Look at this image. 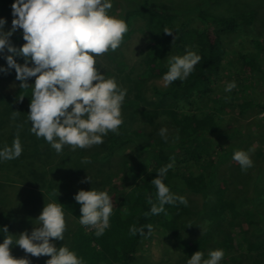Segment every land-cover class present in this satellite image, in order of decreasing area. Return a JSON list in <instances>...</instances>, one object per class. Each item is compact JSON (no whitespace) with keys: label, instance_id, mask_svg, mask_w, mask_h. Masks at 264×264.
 <instances>
[{"label":"trees","instance_id":"trees-1","mask_svg":"<svg viewBox=\"0 0 264 264\" xmlns=\"http://www.w3.org/2000/svg\"><path fill=\"white\" fill-rule=\"evenodd\" d=\"M119 1V17L127 23L128 31L123 35L121 45L115 51L107 52L106 56L116 64L118 73L125 71L128 66L122 59V46L133 36L134 22H143V27L140 28L144 40L142 57L137 70L131 67L129 73L125 74V79L131 83L127 93L134 91L137 99H127L122 103L123 107H133L130 109L131 119L140 114V123L130 127L123 118L118 132H109L103 138L101 146L104 151L89 153L87 160L90 162L78 166V169L80 173H85V170L88 171L86 168L90 169V164L96 159L106 160L117 152L131 148L129 154H121L124 164L121 178L126 189L113 199V213L109 217L108 227L102 235L96 236L94 229L79 224V204L73 199L75 192L67 189L68 181L62 176L59 181L63 191L58 193L56 199L62 204L65 215H70L73 219V226L66 228L64 240H59L57 247L62 244L68 246L84 264H136L137 255L144 246L143 241L151 239L157 232H163L175 241L174 247L181 251L185 259L197 250L206 256L207 251L220 248L224 251L220 264H242L233 254L237 247L254 255L251 259L253 264H264V184H261L264 178V146L253 154V162L256 164L253 176L245 177L243 173L233 181L218 180V165L231 159L235 150H242L244 143L247 144L246 150H251L252 146L248 145V141L255 134L248 133L243 138L244 135L238 128H224L217 109L200 114L183 110V106L193 108L197 99L211 95L214 84L225 70L228 43L239 36L246 25L254 29L256 10L234 9L231 13L228 11L221 14L212 12L204 5H188L190 2L177 5L174 0ZM205 1L207 5H217L225 0ZM11 2L12 0H0V16L5 19V30L11 25ZM191 16L198 20V27L188 25ZM166 29L172 33L165 34L163 31ZM21 31L17 28L9 38L16 47L24 42ZM250 41L255 50L250 54L240 55L242 69L249 67L251 73L258 72L259 75L255 78L257 82L264 81V72L257 65L260 61L264 62V38ZM186 46L201 56V62L194 66L183 81L176 80L167 86L151 84L149 88L154 99L146 100L143 91L148 81L161 78L167 70L168 57L181 54ZM230 70L232 68L228 71ZM106 75L112 76L110 73ZM238 75L240 79L246 75L249 78V72L242 71ZM13 97H17L15 105L19 108H22L21 105H28L30 87L18 88L9 98ZM6 98V95L1 94L0 102H6ZM138 99L147 107L137 108ZM251 106L264 109V102H252ZM245 110L246 108H241V112ZM25 112L27 114L28 110ZM157 117L163 118L164 128H169L166 132L167 139H162L158 134L160 128L147 130L145 127L147 124L152 129L156 124L153 120ZM261 137L264 138V134ZM226 139L239 141L223 148V140ZM31 141L37 139L33 137ZM83 155L85 152L80 149L77 160H82ZM211 158H215L214 163ZM169 163L172 166L163 177V182L173 194L183 197L187 204H166L164 212L152 215L148 201L151 199L155 203L156 195L151 179L161 167ZM62 167L65 168L64 165ZM40 174L43 180L42 171ZM87 176L90 177L89 174ZM239 182L246 183V189L241 191L239 188L242 185L239 186ZM44 192L51 200L55 199V193L50 189L47 188ZM196 196L201 200L198 205L191 203ZM16 211L13 208L0 211V226H6L10 234L12 227H17L20 222ZM222 219H228V228L217 227ZM202 220L209 221L208 225L200 228L191 238L182 233L181 230H189ZM149 224L152 226L150 234L144 227ZM130 227L143 229L145 235H130ZM2 239L3 236L0 235V240ZM43 257L38 263L33 262L34 256L26 254L30 264H45L48 257Z\"/></svg>","mask_w":264,"mask_h":264},{"label":"clouds","instance_id":"clouds-1","mask_svg":"<svg viewBox=\"0 0 264 264\" xmlns=\"http://www.w3.org/2000/svg\"><path fill=\"white\" fill-rule=\"evenodd\" d=\"M111 8L112 0H12V19L7 30L4 29L5 19L0 16V54L7 53L3 55L6 66L0 65V73L14 69L19 88L30 87L29 131L43 138L57 154L65 145L72 150L99 145L109 132L116 134L123 123L121 106L127 89L114 77L105 76L97 67L96 59L115 51L128 31L122 18L110 14ZM17 28L22 30L24 41L19 47L9 39ZM163 32L172 33L167 29ZM14 56L22 57L23 63H17ZM200 62L201 56L194 50L169 56L167 70L162 75L164 86L185 80ZM32 77L33 82L28 84V78ZM235 87V82L231 81L224 90L230 92ZM15 115L13 111L12 117ZM166 132L167 129L161 127L158 134L167 139ZM21 151L16 137L10 145L0 146V162L19 157ZM232 159L242 171L253 163L244 150H235ZM87 162V158H82V164ZM171 166L169 163L161 167L151 179L156 195L155 203L151 199L148 201L152 215L164 212L166 204H187L163 182ZM85 181L92 183L87 175L81 183ZM54 193L55 199L44 203L29 232L13 235L8 233L6 226H0L3 236L0 264H30L26 257L10 255L13 244L34 257L46 255L45 264H84L75 251L64 244L56 247L50 239L64 240L66 230L65 213L56 199V187ZM73 199L79 204V224L94 229L96 236L102 235L113 213L114 200L109 193L90 187L78 190ZM144 227L150 234L152 226ZM137 233L145 235L143 229L130 227V235ZM223 257L224 251L220 248L209 250L206 257L197 250L186 264H220Z\"/></svg>","mask_w":264,"mask_h":264},{"label":"rangeland","instance_id":"rangeland-1","mask_svg":"<svg viewBox=\"0 0 264 264\" xmlns=\"http://www.w3.org/2000/svg\"><path fill=\"white\" fill-rule=\"evenodd\" d=\"M173 2H176V4L190 2L188 5L192 6L204 5L205 8L212 12L217 11L221 14H225L228 11L231 13L234 9L256 10L257 14L254 19L255 23L253 24L254 29H251L252 26L250 27L246 25V28L241 31L240 35L236 38H232L228 43L225 70L221 73V78L214 84L211 90V95L197 99L195 103L196 106L193 108L183 106V110L194 111L199 114L217 109L219 110L218 117H221L224 128H238L239 131L242 132L240 133L244 135L243 138H245L248 133H254L255 136L248 141V145H251L252 149L246 150V143L243 144L244 149L242 147V150L248 152L253 162L254 159L252 157L255 150L264 146V138L261 137V134H264V109L251 106V103L264 102V81L257 82L255 78L259 75L258 72L255 71L251 73L249 67H245L244 70L242 69L240 55L243 53L250 54L255 50L250 43V40L264 38V0H225L217 5H207L205 0H192V2L190 0H174ZM119 4V0H112L110 14L119 17V14H121ZM188 25L198 27L199 23L197 19L191 16L188 19ZM142 27L143 22L141 20L135 21L132 38L128 40L127 44L122 46V59L128 66L125 71L118 73L116 64L106 56V53L96 58L97 66L100 68L99 70L104 72L105 76H107L106 74L108 73L112 74V77L114 75L116 82L126 89L131 86V83L129 80L125 79V74L127 72L129 73L131 67H134L137 70L138 63L142 57L141 50L144 45V40L142 39V34L140 32V28ZM254 34L257 36L256 38ZM190 48L191 47L186 46L185 50L179 55H183L187 50H191ZM6 54V52L0 54V65H5L3 55ZM262 55L264 56V54ZM262 58L264 59V57ZM15 60L18 63L20 60L23 61V58L16 56ZM257 65H259L264 72V62L260 61ZM229 68H232V70L228 71ZM242 71L243 73L249 72V78L247 75L242 78L245 79V81L240 79V76L238 75ZM33 80L34 77L28 78L27 83L31 84ZM231 81L235 82L236 87L230 92H225V85ZM151 84L157 86L164 85L162 77L148 81L147 86L143 91V96L146 100L154 99L149 88ZM18 88L19 81L15 80L14 69H9L6 74L0 73V95L7 96L5 99L6 102H0V146L5 144L10 145L16 137L19 138L22 146V151L19 157L0 162V211L10 210V208H13V210L16 209V213H18V215H16L19 216L20 220L17 227H15L16 225L12 227L11 234L16 235L21 231L29 232L32 229L34 226L32 221L39 214L44 203L51 201L44 191L48 188L54 192L55 187L57 193L61 192V190L63 191L62 183L59 181L62 176H65L68 181L69 188L67 189L75 193L80 189L88 190L92 187L97 190H106L109 195L115 199L121 191L126 189V184L121 178L122 170L124 169L121 154L123 152L129 154L131 148L117 152L106 160H99L98 158L90 164L92 165L90 169L89 167L86 168L89 173L86 170V174L80 173L78 166L81 167L84 164L80 163L81 160H77L80 152L79 148L72 150L69 146L65 145L62 152L57 154L49 144L43 140V138H37L29 131L30 124L27 122V114L25 112L28 110V105L24 104L21 105L22 108H19L15 105L18 101L17 97H13L12 99L9 98ZM135 96V92L130 90L128 93L126 92L124 101L127 99H137ZM7 101L11 102L7 103ZM138 102L139 104L137 105V108L147 107L143 101L138 99ZM241 108H246V110L241 112ZM130 109H133V107L121 106L122 118L125 119L123 120L126 121L127 125H131L130 127L138 126L140 123V121H138L140 119V114L135 115L131 119ZM13 111H16L15 118L12 117ZM162 120L163 118L157 117L153 120L156 124L154 123L155 125L152 129L148 127L147 124L145 127L147 130L161 128L164 125ZM165 128L167 129V127ZM33 137L36 138L37 141H31ZM238 141L239 139H226L223 140L224 144H222V146L223 148H227V146L229 147V145L235 144ZM82 150L85 152V155H83L82 158H87L89 153H101L104 151L101 144L93 145L90 148ZM211 162L214 163L215 158H211ZM254 162L252 163V166L247 168L244 172V170L241 171L238 163L231 158L222 165H218L217 179H228L233 181L239 174L242 175L243 173H245V177H250V175L253 176L256 165ZM258 162L259 161H257V163ZM61 164L64 165L65 168H63ZM41 171L44 176L43 180L40 174ZM88 174L90 175L92 183L88 181L81 183V180H83ZM239 184V186L242 185V187L239 188L241 191L244 190V188L246 189V183L239 182ZM261 184H264V178ZM192 201L193 202L191 203L194 205H198L201 202L200 197L197 196L192 198ZM65 221L66 228H72L73 219L70 215H65ZM227 221L228 219H222L217 227L220 229L224 227L228 228ZM207 222L209 221L202 220L195 226H191L189 230L183 229L181 231L184 235L191 238L195 233L200 231V228L208 225ZM201 223L202 226H200ZM244 226L246 227L247 225L244 224ZM50 239H52V242L57 247L59 240L53 238ZM174 242L173 239L163 234V232L155 233L151 239L143 241L144 246L143 249H140V252L137 255L138 262H136V264H186L187 259L184 258L181 251L174 247ZM26 254L28 253H25L18 245L13 244L10 247V255L14 258L26 257ZM233 254L242 264H253L251 259H253L254 255L247 254L244 248L237 249L236 247ZM244 254L245 256H243ZM28 255L32 257L31 254ZM43 258V256L34 257L33 262L39 263Z\"/></svg>","mask_w":264,"mask_h":264}]
</instances>
